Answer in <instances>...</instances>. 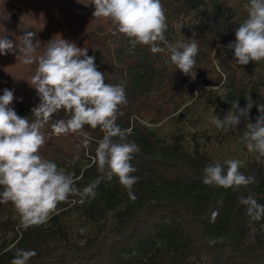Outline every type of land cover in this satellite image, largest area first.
I'll list each match as a JSON object with an SVG mask.
<instances>
[{"label": "trees", "instance_id": "trees-1", "mask_svg": "<svg viewBox=\"0 0 264 264\" xmlns=\"http://www.w3.org/2000/svg\"><path fill=\"white\" fill-rule=\"evenodd\" d=\"M161 3L169 42L173 23L194 11L199 13L184 30L183 42L194 39L199 47L191 75L176 69L168 54H153L147 46L132 48L123 34H113L109 20L93 17L92 0H0V37L15 44L27 32L35 33L34 42L38 39L41 43L60 35L95 56L106 83L124 85L127 104L121 106L117 124L140 148L131 160L137 169L133 175L139 177L132 189L135 201L115 177L111 181L101 179L94 199L81 204L79 196H70L57 206L46 224L27 229L21 226L10 202L0 204V236L13 235L0 243V264H10L18 248L37 252L28 264H200L204 258L213 264H264V220L252 221L247 207L240 203L241 198L252 196L264 204V157L253 153L240 168L246 176L255 177L254 184L237 191L205 185L203 169L217 159L201 147L200 134L191 137L194 145L189 151L185 135L176 132L165 143L142 123L150 119L156 124L179 112L187 92L195 91V78L213 68L217 75L211 84H223L224 90L212 93L208 101L218 111L227 114L233 100L243 108L249 95L254 102L248 117H241L234 129L242 141L247 124L255 123L261 115L259 107L264 108V71L257 70L261 62L240 66L227 48L235 41V29L247 18L248 0L236 7L224 0ZM17 55L0 54V95L6 88L12 90L14 110L31 120V109L40 103L28 83L36 65H23ZM215 63L220 72L215 70ZM61 118H66L62 111L53 116V120ZM44 131L41 155L74 173L78 189L103 176L91 160L96 141L103 138L98 128L85 126L91 138L87 148L82 137L55 136L50 127ZM75 208L92 222L104 221L84 243H71L63 222ZM213 212L218 213L214 222ZM109 219L114 226L107 232ZM56 241L65 242L67 248L52 257L50 246Z\"/></svg>", "mask_w": 264, "mask_h": 264}, {"label": "clouds", "instance_id": "clouds-1", "mask_svg": "<svg viewBox=\"0 0 264 264\" xmlns=\"http://www.w3.org/2000/svg\"><path fill=\"white\" fill-rule=\"evenodd\" d=\"M92 3L93 17L109 20L115 29L113 34H123L132 48L147 46L153 54L166 53L176 69L191 75L198 43L194 39L169 42L161 0H92ZM246 7L247 18L235 29V41L227 45L240 66L264 61V0H248ZM35 35L27 32L15 44L0 37V54L18 53L20 63L36 65L28 83L36 90L40 103L31 109V120L14 110L16 98L12 90L6 88L0 95V204L10 202L25 229L46 223L57 206L70 196H79L81 204L94 199L101 179L111 181L115 177L130 200L135 201L132 189L139 180L133 175L137 169L131 164L134 154L140 151L139 145L129 141L127 130L117 124L120 108L127 104L124 85L106 83L95 56H89L86 48L60 35L44 43L38 39L34 42ZM245 100L243 108L238 100H233L225 117L214 115L212 124L222 130L237 128L241 117H248L253 107L250 95ZM61 111L66 118L53 120ZM259 111L261 115L256 122L247 124L242 141L249 152L264 157V108L259 107ZM85 126L103 133L91 158L103 176L81 190L76 187L75 174L46 159L40 149L46 142L44 130L49 127L55 136L82 137V145L87 148L91 138ZM224 165L218 161L208 164L203 169V184L237 191L256 182L254 176L240 171L242 161L227 159ZM240 203L247 207L252 221L264 220V204L252 196L241 198ZM217 215L212 213V222ZM36 255L35 250L18 248L10 264H28Z\"/></svg>", "mask_w": 264, "mask_h": 264}, {"label": "rangeland", "instance_id": "rangeland-1", "mask_svg": "<svg viewBox=\"0 0 264 264\" xmlns=\"http://www.w3.org/2000/svg\"><path fill=\"white\" fill-rule=\"evenodd\" d=\"M232 7H236L243 0H224ZM198 12L194 11L192 15L185 19H180L171 25V43L183 42L185 34L184 30L189 20L194 19ZM228 51H233L228 49ZM217 72H220L219 66L215 63ZM257 70L264 71V61H262ZM217 74L213 68H208L195 78V91L187 92L182 109L168 117L162 122L153 124L150 119L144 120L142 123L154 131L159 138L165 143L169 142L172 134L179 132L185 135L186 145L189 151H192L193 142L192 136L195 133L200 134L199 143L201 147L212 155L217 161L224 162L227 159H238L242 161V166L245 167L247 162L252 157L253 153L249 152L245 144L235 135L234 129H217L212 124V117L214 115L223 119L226 114L218 111L215 106L208 101V98L214 92L222 93L224 87H213L211 82ZM202 90L203 94L199 95L198 90ZM50 218V217H49ZM49 220V219H48ZM70 235L71 243H84L86 238L95 233L99 224L88 220L86 214L80 209L75 208L68 212L63 219ZM46 224V223H44ZM114 226V221L109 219L107 221V232ZM83 230V231H81ZM13 235L7 237L0 236V243L5 240H11ZM67 246L65 242L56 241L51 244V256L54 257L60 252H65ZM50 258L47 259V261ZM200 264H213L206 258Z\"/></svg>", "mask_w": 264, "mask_h": 264}]
</instances>
